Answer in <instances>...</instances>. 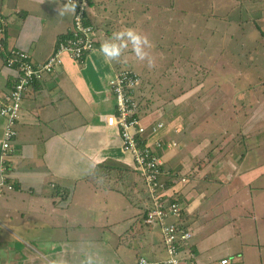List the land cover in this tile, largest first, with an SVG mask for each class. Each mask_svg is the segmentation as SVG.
I'll list each match as a JSON object with an SVG mask.
<instances>
[{"label":"crops","instance_id":"crops-1","mask_svg":"<svg viewBox=\"0 0 264 264\" xmlns=\"http://www.w3.org/2000/svg\"><path fill=\"white\" fill-rule=\"evenodd\" d=\"M195 1L189 3L193 9ZM166 2L90 0L88 18L97 31L95 49L84 63H76L68 55H63L59 66L25 91L16 124L17 134L11 141L5 172L15 188L0 194V264H82L89 254L100 264H128V261L135 264L138 252L132 249L133 245L139 244L136 230L148 244L145 251L150 259L164 256L157 229L138 220L149 203L141 194L144 192L134 190L137 181L134 179V167L129 165L131 155L122 146L118 127L106 124V117L115 111L110 79L127 67L133 68L129 66L131 63L139 68L142 62L136 59L131 45L118 62L111 63L105 61L99 49L105 39L122 28H136L149 37L147 27L155 24L157 17L151 13ZM168 5L178 10L173 4ZM221 7L222 4L218 8ZM0 13L7 23L2 39L3 53L17 48L27 52L34 63H41L52 54L56 43L72 24V10L65 0H0ZM141 18L145 28L140 27ZM259 19L264 22V11ZM138 70L141 81L135 91L139 103L138 116L146 125L163 121L157 117L156 112H161L159 109L148 113L147 107L142 108L140 104L142 77ZM17 75L16 69L3 64L1 55L0 98ZM214 85L219 86L217 83ZM226 91L219 90L217 98ZM261 95L252 100L246 93L243 98L234 94L231 99H236V103L248 104L244 113L238 111L225 123H210L208 117L198 122L202 128L222 129L219 124L223 128L228 126L225 139L228 144L225 145L231 147H218L212 142L209 146L186 143L184 147L185 143L180 144L175 139L177 147L163 153L165 171L162 178L171 180L170 191H175L180 197L181 226L192 233L181 251L185 264H219L221 258H227L228 264H264L262 256H259V262L251 258L252 250L262 253L261 247L264 246V161L259 160L264 152L260 148H250L248 145L252 144L244 140L249 135L244 137L239 132L240 127L251 123L252 119L260 130H256V138H250L255 145L262 141L257 139L264 138V98ZM254 101H257L256 105ZM241 114L246 118L242 119ZM173 119L172 116L170 121ZM163 122L166 128L159 134L164 139H174L166 132L171 128L169 124H174ZM4 126L5 121L0 117V141ZM253 126L255 128L254 123ZM234 127L237 134L236 131L228 133ZM180 168H185L188 173L184 175L186 180L183 183L173 181L180 176L172 177V171ZM130 173L133 178H130ZM45 176L46 180L43 179ZM132 179L134 193L123 190L121 183L126 185L128 180L131 184ZM129 193L137 196L133 206L128 207L134 210L126 211L125 204L118 208V213L134 218L130 230L135 229L136 235L129 245L121 238L117 244L112 243L111 231L115 229H111L114 223L109 224L113 219V213L108 215L109 209L122 198L127 199ZM218 195L224 201L236 198L234 205L229 203L226 209L239 206L246 210V214L234 213L232 208L209 214L208 204L218 203L214 200ZM74 197H81L86 203L79 206L76 202L72 206ZM81 207L90 218L94 213L107 212L106 225L93 223ZM114 209L112 212L116 207ZM73 212L77 213L73 218L74 228L62 234L65 228L69 229L70 223L65 219L71 218ZM225 214L232 221L239 215L245 216L247 230L239 234L242 229L236 235L231 221L227 224L220 221L222 224L213 230L207 228L209 217L220 218ZM243 219L240 216L239 223ZM121 247L123 251L119 252ZM243 251L245 257L239 256Z\"/></svg>","mask_w":264,"mask_h":264},{"label":"rangeland","instance_id":"rangeland-1","mask_svg":"<svg viewBox=\"0 0 264 264\" xmlns=\"http://www.w3.org/2000/svg\"><path fill=\"white\" fill-rule=\"evenodd\" d=\"M247 1L196 0L193 9L189 6V3L193 4V0H167L166 4H164L165 7L160 8L158 6L155 12L151 13L152 16H157L155 24H150L147 27V31L150 34L149 39L154 44L152 55L155 57V67L149 69L146 62L140 63L139 68L135 63H131L129 66L136 70L139 69L138 71L141 73L142 91L140 104L142 108L147 107L148 113L159 109L161 112H156L158 113V115L156 114L157 117L160 116L161 120L175 125L169 124L171 128L166 131L167 135L174 138L172 139L174 141L176 139L180 144L185 143L184 147H186V143L195 144L196 142V144H207V146L212 142L218 147H231V145H225L228 144L225 143L228 126L223 128V125L219 124L222 129L208 126L202 128L198 126V122L200 119L208 117L210 123L219 121L225 123L230 116L235 117L238 111L244 113V110L248 107V104H241L240 101L236 103V99L232 100L231 96L236 94V96H242L243 98V94L246 93L250 99L255 100L264 92V22L259 19L261 18V12L264 11V2ZM170 3L178 10H173L168 5ZM220 4H222L221 9L218 8ZM144 5L141 3L142 8H145ZM245 9H247V12ZM142 14H144V11H142ZM141 24L140 27H146L142 18ZM127 68L138 74L133 68ZM214 83L219 86L215 87ZM230 86H233V88H230ZM221 89H227V91L223 95L219 94L220 96L217 98L216 94ZM261 97L264 98V95H261ZM233 102L235 104H232ZM254 104L256 105L257 101H254ZM226 115L228 116L225 117ZM172 116L175 119L170 121ZM240 117L242 119L246 118L242 114ZM250 122L242 125L239 132L244 137L249 135L244 140L246 143L252 144L248 145L250 148H260L264 152V138L257 139L263 142L260 141L256 145L253 139L250 138H256V130H260L257 128L255 120L251 119ZM163 123L166 127V123ZM176 130L179 132L177 133ZM234 131H236V127L230 128L228 133L232 132L234 134ZM235 134H237V131ZM236 142H239V140H236ZM239 144L241 145V142ZM131 160L129 165L134 167V173L136 174L134 179L137 181L135 182L134 190L139 189V192H144L141 194L144 195L150 205L152 201L146 193V185L140 177V172L137 170L132 157ZM259 160L264 161V154L259 156ZM163 164H165L164 160ZM178 174L179 176H187L188 173L185 168H180ZM44 178L46 180L47 177L45 176ZM130 178H133L132 173H130ZM132 181L133 179L130 184L126 180V185L121 183L123 190L128 192L131 190V193H134ZM5 190L8 189L3 188V191ZM127 196L129 198L125 199L126 202L122 198V201H119L118 204L111 205V207H116L115 212H112V210H115L114 207L109 209L108 212V215L113 213V219L109 221V224L114 223L111 229H115L114 232L111 231L112 243L117 244L121 238V241L124 239V243L126 242L129 245L133 242L132 237L136 235L135 229L130 230V225L133 224L134 218H130V215L123 217L121 212L118 213L120 206L127 204L125 209L128 211V207L133 206L132 203L137 200V198H134L137 197L134 194H127ZM214 200H218V203L212 206L211 202L208 204L209 214L211 215L223 210H231V208L235 210L234 213L246 214V210L239 206L226 209L227 204L233 203L234 205L236 198L224 201L218 195ZM76 202L79 206L86 203L81 200V197H74L72 206ZM182 202L184 204V199ZM101 205L105 206V203ZM81 208L84 215L89 219L90 217L86 210L84 211L83 207ZM183 209L187 212L186 207L183 206ZM133 210L130 209L129 212ZM240 216L244 219L239 223ZM74 217H77L75 212H73L71 218L65 219L70 224L68 225L69 229L65 228L62 234L74 228V224H72L74 223ZM106 217L107 212H98L94 213L90 219L95 224L98 222L101 225H106ZM173 221L172 217H168L165 222L172 223ZM220 221L226 224L231 221L235 226L236 235L242 229L244 230L239 234L247 230L245 228L247 227L245 216L239 215L232 221L228 214L222 215L220 218L209 217L207 219V228L213 230V228L222 224H219ZM153 226L157 229L160 240L159 226ZM118 233L120 234L117 235ZM136 233V239L139 244L133 245L132 250L138 252V256L150 258L145 251L148 244L144 243V239L141 234H138L137 230ZM261 249L262 253L252 250L251 258L255 262L260 261L259 256L264 258V246ZM118 250L119 252L123 251V247ZM132 250L128 249V252L132 253ZM239 256L245 257V252L243 251ZM120 259H122V256ZM128 264H133V262L128 261Z\"/></svg>","mask_w":264,"mask_h":264},{"label":"built area","instance_id":"built-area-1","mask_svg":"<svg viewBox=\"0 0 264 264\" xmlns=\"http://www.w3.org/2000/svg\"><path fill=\"white\" fill-rule=\"evenodd\" d=\"M72 10V24L68 32L58 40L52 54L41 63H34L30 55L17 48L3 53V34L7 25L5 17L0 13V53H3L4 64L17 70V78L9 90L0 98V117L5 121L0 141V194L3 188L12 190L6 184V163L12 148L11 141L16 136V124L20 116L21 101L25 91L35 81L42 80L44 75L52 72L62 63L63 55H68L74 62L84 63L87 56L95 49L96 27L89 21L88 10L90 0H65ZM141 81L139 75L132 69H123L109 81L114 95V114L106 117L108 126H117L123 148L131 155L140 177L146 185L147 195L152 203L144 218L146 224L158 225L160 241L165 251L160 259L140 257L136 264H171L174 258L177 264H185L181 257L185 242L192 237L191 231L181 226V206L179 202L170 201L171 185L166 183L159 168L163 165V153L172 151L177 142L164 139L160 135L163 122L148 125L141 122L138 116L139 103L135 91ZM147 134L146 141L136 138L137 134ZM140 140V141H139ZM185 177L173 179L174 182H184ZM174 197V199H175ZM172 217V223L166 219ZM186 248V247H185ZM227 258H221L219 264H227Z\"/></svg>","mask_w":264,"mask_h":264},{"label":"clouds","instance_id":"clouds-1","mask_svg":"<svg viewBox=\"0 0 264 264\" xmlns=\"http://www.w3.org/2000/svg\"><path fill=\"white\" fill-rule=\"evenodd\" d=\"M72 10H74V7ZM129 45H131V51L134 53L138 61L146 62L149 69L155 67V57L152 55L154 44L146 34L138 31L136 28H122L119 31H114L112 35L105 39L101 44L99 52L102 54L106 62H118L123 56L125 50L129 48ZM82 264H100V261L93 255L89 254L86 256ZM171 264H177L174 258L172 259Z\"/></svg>","mask_w":264,"mask_h":264},{"label":"trees","instance_id":"trees-1","mask_svg":"<svg viewBox=\"0 0 264 264\" xmlns=\"http://www.w3.org/2000/svg\"><path fill=\"white\" fill-rule=\"evenodd\" d=\"M245 2L247 1V0H244ZM64 36V35H63ZM1 55H3L2 53H0V56ZM3 64H4V61H3ZM5 65V64H4ZM8 67V66H7ZM10 68H12V67H10ZM40 81V80H39ZM38 81H35V82H33L32 84H31V86L33 85V84H35V83H37ZM163 122V121H162ZM163 137V136H162ZM136 138H138V139H140L141 141H146V139H147V134L146 133H142V134H137L136 135ZM139 140V141H140ZM6 166H8V162L6 163ZM8 168V167H7ZM159 168V173H161V174H163V172L165 171V166H164V164L163 165H161L160 167H158ZM170 171V170H169ZM171 172V171H170ZM176 176H179V174H178V171H172V177H176ZM181 177V176H180ZM170 182H171V180H169V181H166V183H168V184H170ZM6 184H10L11 186H12V190L15 188V186L13 185V183L12 182H10L9 180H8V178L6 177ZM145 188V187H144ZM146 189V188H145ZM147 193V192H146ZM176 192L175 191H173L172 192V194H175ZM174 197L175 196H171L170 197V201H176V202H179L180 201V197H175V199H174ZM150 207H147V208H144L143 209V212H142V218H139L138 220L139 221H141L142 222V224H145V225H147V226H149V227H154L153 225H151V224H146L145 222H144V218H145V216H146V213H147V211H148V209H149ZM181 218H182V213H181ZM186 243V242H185ZM140 257H144V256H138L137 257V259H136V263H137V260L140 258ZM144 258H146V257H144ZM147 259H150V258H147ZM135 263V264H136ZM228 264V263H227Z\"/></svg>","mask_w":264,"mask_h":264}]
</instances>
